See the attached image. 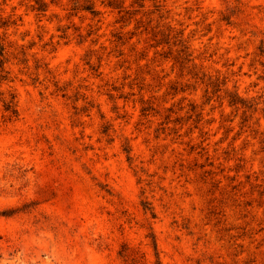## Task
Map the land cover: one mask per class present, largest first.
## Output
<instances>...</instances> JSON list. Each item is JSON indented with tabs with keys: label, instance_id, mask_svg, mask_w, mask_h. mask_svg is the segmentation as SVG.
<instances>
[{
	"label": "rangeland",
	"instance_id": "rangeland-1",
	"mask_svg": "<svg viewBox=\"0 0 264 264\" xmlns=\"http://www.w3.org/2000/svg\"><path fill=\"white\" fill-rule=\"evenodd\" d=\"M0 38V264H264V0H0Z\"/></svg>",
	"mask_w": 264,
	"mask_h": 264
},
{
	"label": "trees",
	"instance_id": "trees-1",
	"mask_svg": "<svg viewBox=\"0 0 264 264\" xmlns=\"http://www.w3.org/2000/svg\"><path fill=\"white\" fill-rule=\"evenodd\" d=\"M4 51H5V46L3 44V40L0 38V57H2L4 55ZM8 107H11V106H8Z\"/></svg>",
	"mask_w": 264,
	"mask_h": 264
}]
</instances>
